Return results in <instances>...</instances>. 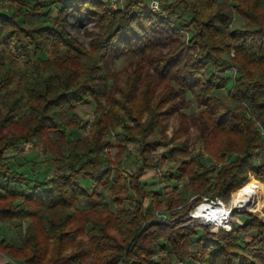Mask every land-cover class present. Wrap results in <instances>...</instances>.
<instances>
[{"label":"trees","instance_id":"16d2710c","mask_svg":"<svg viewBox=\"0 0 264 264\" xmlns=\"http://www.w3.org/2000/svg\"><path fill=\"white\" fill-rule=\"evenodd\" d=\"M10 1V13L0 6V229L28 223L0 252L23 264H264V205L229 230L189 214L264 177V0H163L160 11L149 0ZM70 17L96 28L85 30L89 49ZM121 57L131 60L119 79L110 66ZM188 95L200 107L190 118ZM88 101L87 132L69 138ZM174 113L181 132L197 128L206 155L174 142L178 130L165 139ZM28 141L42 146L49 177L8 163ZM133 142L141 163L128 172ZM159 145L180 188L142 181Z\"/></svg>","mask_w":264,"mask_h":264},{"label":"rangeland","instance_id":"374dc122","mask_svg":"<svg viewBox=\"0 0 264 264\" xmlns=\"http://www.w3.org/2000/svg\"><path fill=\"white\" fill-rule=\"evenodd\" d=\"M158 1L161 3L163 0H158ZM168 1H172V0H168ZM0 6H4V11L7 13H10L14 9V5L12 4V2L10 0H0ZM243 22H244V20L240 16H238L237 14H234L233 23L235 25H240ZM68 23H69L68 30L70 31V33L74 37H76L79 40V42H81L86 49H89L88 44H89V41L91 39V36L88 35L85 30L91 31V32L96 31V28L93 26V23L88 24L85 29L83 27H80L77 24V21L72 17H70L68 19ZM130 60H131V58L121 57V58L115 59L113 61V63L111 64L110 69L120 73V76L118 77L119 79L124 78V76H125L124 69H126V68L129 69ZM233 73L234 72H230L231 75H233ZM119 82H120V84H123V82H121V81H119ZM222 92L226 93L227 91L223 90ZM117 94L118 93L116 92V95ZM187 98H189L192 101L191 105L189 107L183 109L182 112L184 113V115H186L188 118H190V116H191L190 114L193 112H194V114H197L198 111L200 110V107L197 106L196 102L193 101V99L191 98L190 95H188ZM93 109H94V104L92 101L82 103L78 108H76L75 111L82 118V125L78 130L74 131L73 133L69 132V135H68L69 138H76V137H79L81 135H84L87 132V129H88V127H89V125L93 119ZM180 125H181V120H180L178 115H176L174 113L173 115L169 116L164 121V127H165L164 132L166 135L165 139L166 140L167 139L168 140L173 139L174 131L178 130L177 133L180 134L181 136L178 139H175L174 142L183 141L184 139H187L189 146H191L190 144L193 145V147H194L193 150L195 153H202V154L206 155V151H204L202 142L197 141V142L193 143V141H192L193 138L196 139V137L199 133L197 128L192 126L191 124L187 123L184 127V132L186 131V134L188 136V138H187L186 135L184 134V132L180 131ZM165 148H166V146L159 145L156 149H154L153 151L150 152V160L148 161V166L146 167L145 173L142 177V181L148 185V188L150 190H161L162 191L163 189H165V190L170 189V187L173 186V184L179 186V188L182 185V182L172 181L168 178L169 170L171 168H175L176 163L172 162L171 160L163 161L161 159V154L165 150ZM128 150L133 154V157L130 161H128L124 164V168L126 169V171L130 172V171L136 169L138 167V165L141 163V161H140V155H139V152L137 150V144L136 143H134V142L130 143ZM115 151L116 150L113 148L111 150V153L114 154ZM6 156L9 157L8 163L10 164L11 168L13 167V168L19 169L25 175L30 176V177H33L34 173L36 174V178H38V179H43V178L49 177L51 172H52V169H53V166H47L46 163L44 162L46 157L43 154L42 146L36 145L32 141H28V142L21 144L19 146L18 150L7 151ZM14 156H15V158H14ZM12 158H13V160H12ZM204 158H207L209 160V162H213L208 156H204ZM204 158H203V160L205 161L206 159H204ZM261 159H264V156H262V157L258 156L257 157L258 162ZM206 162H208V161H206ZM250 177L255 178V176L249 175L248 179ZM251 183L255 187L260 188L262 191V194L264 195V177L259 178V179L255 178V180L251 181ZM9 188H13V185ZM236 190H234V191H236ZM234 191L231 192V194H230V196L226 202H224L221 199H216V200H219L221 202V204H223L222 206L227 207L228 210L230 209V213L227 215L226 224L220 223V221L216 222V221L211 220V219H206L205 217L197 215L194 213L197 205H201L204 202H207V203L210 202V201H207L206 198H204L203 201L200 203L193 204L191 206V211L189 212V214L191 216L203 217L205 220L212 222L214 224V230L218 226L223 227L226 230H229L231 228L230 221L234 220L236 222H241L243 220H246L248 217L245 214H241V213L257 212L258 216L262 217L263 214L260 211L264 205V200H263L262 204L259 206V208H256V209H252L254 207H247V206L237 208V207H235V205L232 202V199H233L232 197H233ZM102 192H105V188L102 189ZM183 197L189 198V196L187 194H184ZM255 201H257V200L255 199L254 202ZM88 205H89L88 203H82L81 207H86ZM144 205L146 207L149 205V199H145ZM111 208L113 209L114 207L112 206ZM231 209H232V211L235 210L236 214L234 216H231V214H232ZM238 213H240V214H238ZM27 223H28V221L23 222V224L20 227H8V226L1 227L0 239L5 238L9 241L16 243L18 241V238L20 237V235L23 234V229ZM223 224H225V226L227 225V227H224ZM0 264H23V263L18 261V260L11 259V258L7 257L6 255H4L0 252ZM174 264H186V263L183 261L176 260V261H174Z\"/></svg>","mask_w":264,"mask_h":264},{"label":"bare ground","instance_id":"6f19581e","mask_svg":"<svg viewBox=\"0 0 264 264\" xmlns=\"http://www.w3.org/2000/svg\"><path fill=\"white\" fill-rule=\"evenodd\" d=\"M232 198L235 207H238V202H243L242 207H256L263 202L264 195L260 188L255 187L253 184H248L234 191ZM255 199L257 201L254 202ZM228 212L229 210L225 206L213 205L207 202L197 205L194 211L195 214L204 216L207 219L216 222H219L221 218L228 214Z\"/></svg>","mask_w":264,"mask_h":264},{"label":"built area","instance_id":"2783aa9c","mask_svg":"<svg viewBox=\"0 0 264 264\" xmlns=\"http://www.w3.org/2000/svg\"><path fill=\"white\" fill-rule=\"evenodd\" d=\"M122 2H123V0H110V5L113 8H120V7H122ZM148 9L152 10V11H160V9H161L160 2L158 0H150L149 3H148ZM216 201H210L209 203L213 204V205H220V206L223 205V204H221V202L219 200H216ZM231 211H232V209H231ZM229 213H230V209H229L228 214ZM227 215H225L223 218L220 219V223H225L226 224ZM225 224H223V226L227 227V225L225 226Z\"/></svg>","mask_w":264,"mask_h":264},{"label":"water","instance_id":"95a60500","mask_svg":"<svg viewBox=\"0 0 264 264\" xmlns=\"http://www.w3.org/2000/svg\"><path fill=\"white\" fill-rule=\"evenodd\" d=\"M242 205H243V202H238V207L237 208L242 207Z\"/></svg>","mask_w":264,"mask_h":264}]
</instances>
